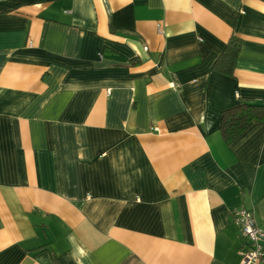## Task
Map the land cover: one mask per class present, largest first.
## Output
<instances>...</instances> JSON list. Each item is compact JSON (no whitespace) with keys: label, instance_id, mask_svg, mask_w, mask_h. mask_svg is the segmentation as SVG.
Wrapping results in <instances>:
<instances>
[{"label":"crops","instance_id":"0c3cea01","mask_svg":"<svg viewBox=\"0 0 264 264\" xmlns=\"http://www.w3.org/2000/svg\"><path fill=\"white\" fill-rule=\"evenodd\" d=\"M241 103L264 0H0V264H240L232 212L264 230V122L220 132Z\"/></svg>","mask_w":264,"mask_h":264},{"label":"trees","instance_id":"16d2710c","mask_svg":"<svg viewBox=\"0 0 264 264\" xmlns=\"http://www.w3.org/2000/svg\"><path fill=\"white\" fill-rule=\"evenodd\" d=\"M239 51V41L232 38L215 64L220 73L231 76ZM253 121L264 122V104L241 103L222 113L220 132L226 143L232 142Z\"/></svg>","mask_w":264,"mask_h":264},{"label":"built area","instance_id":"2783aa9c","mask_svg":"<svg viewBox=\"0 0 264 264\" xmlns=\"http://www.w3.org/2000/svg\"><path fill=\"white\" fill-rule=\"evenodd\" d=\"M232 220L244 240L240 264L264 261V230L257 225L252 212L245 209L233 211Z\"/></svg>","mask_w":264,"mask_h":264}]
</instances>
